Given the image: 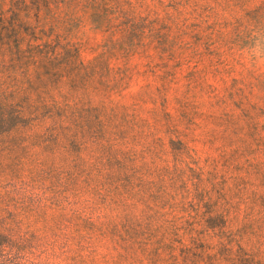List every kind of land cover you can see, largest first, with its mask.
I'll list each match as a JSON object with an SVG mask.
<instances>
[{"label":"rangeland","instance_id":"1","mask_svg":"<svg viewBox=\"0 0 264 264\" xmlns=\"http://www.w3.org/2000/svg\"><path fill=\"white\" fill-rule=\"evenodd\" d=\"M0 264H264V0H0Z\"/></svg>","mask_w":264,"mask_h":264},{"label":"trees","instance_id":"2","mask_svg":"<svg viewBox=\"0 0 264 264\" xmlns=\"http://www.w3.org/2000/svg\"><path fill=\"white\" fill-rule=\"evenodd\" d=\"M21 122H26V119H25V117H21Z\"/></svg>","mask_w":264,"mask_h":264}]
</instances>
